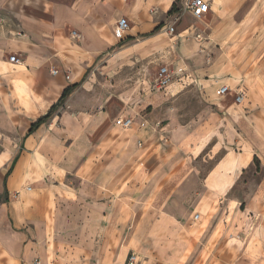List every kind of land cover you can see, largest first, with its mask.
Masks as SVG:
<instances>
[{"label":"crops","instance_id":"0c3cea01","mask_svg":"<svg viewBox=\"0 0 264 264\" xmlns=\"http://www.w3.org/2000/svg\"><path fill=\"white\" fill-rule=\"evenodd\" d=\"M205 1L212 24L222 23L228 0ZM175 2L0 0V264H126L132 252L136 264H264V172L245 205L237 193L255 157L264 166V0H253L252 31L263 104L246 119L234 106L214 108L216 96H226L217 89L230 85L204 87L201 75L212 67L200 65L206 48L196 34L205 30L180 10L170 13ZM121 17L131 25L122 54L173 63L166 89L148 91L114 69L110 76L109 61L98 64L121 41ZM120 61L131 67L133 59ZM74 83L54 116L30 132ZM192 97L199 105L185 115L177 105ZM229 118L233 140L242 136L247 147L204 153L213 139L222 147ZM51 226L73 253L52 246Z\"/></svg>","mask_w":264,"mask_h":264},{"label":"rangeland","instance_id":"374dc122","mask_svg":"<svg viewBox=\"0 0 264 264\" xmlns=\"http://www.w3.org/2000/svg\"><path fill=\"white\" fill-rule=\"evenodd\" d=\"M181 2L182 0L178 1L177 7L180 5L178 11L180 10L185 13V15H187L192 21L201 22L200 25L203 30H205L203 31L205 33L202 32V34L204 35V49H206L204 52H201L202 58L200 65L202 67H212V70L201 75L204 87L215 89L218 83H222L221 81H225L230 85V90L225 97L216 96L215 101L217 102V104L214 105V108L220 107V109H223V107H225L226 105L234 106V109L238 108L242 111V115L246 119V117L251 115L252 112L258 110L257 108L260 104H263V101L257 98V89L253 84V78L257 76L256 72L259 68L257 60L259 51L257 50V46H253V36L255 35H253L252 31L254 28V24H257V19L253 17V0H228L226 9L227 16L222 20V23H218L216 25L212 24L213 16L211 12H209L202 19H196L192 16L188 8H186L185 4L182 5ZM216 12H219L217 8L215 9L214 13ZM212 30H215V33L210 34L211 36L206 33L211 32ZM205 36H208V40ZM129 37L131 36L124 37V39H121V41L118 42L110 51H107L103 55H101L99 57L100 59L98 61V64L102 65L103 63L109 61V66L112 70V72H109L110 76L114 75V69L117 73L121 74L125 79H129L131 82L138 81V83L147 85L148 91L159 90L156 87V78L158 76V71L162 66L168 65V62L165 58L163 59L155 57V53L148 54L146 58H141L139 54H136L134 52L127 53L126 55L122 54V49L125 44L129 42ZM133 42H131L130 44H132ZM124 57L133 59V62H128L131 67H126L123 66V64H119L121 63L120 59H124ZM169 67L171 69L174 68L173 63H169ZM128 69H130V72L128 71ZM124 70L126 71L124 72ZM139 80H142V82H140ZM240 91H243L245 93V99L241 103H238L239 105H235V97ZM198 105L199 102L197 101V99L192 97L186 98L184 101L179 103L177 107L185 115H190V112H192L194 107ZM232 120V118H229V121H225L226 125L224 122L221 124V131L226 135L225 139L223 140L222 147L218 150H215V148L213 147L216 143L213 139L205 147L204 153L217 154L216 158H218L226 152L231 151L240 153L244 151V148L247 147V144L244 142L245 140H242V136H239V138L233 140V135H231V129H233L234 127L236 129V125H234L235 121L233 120L232 122ZM230 121L232 123L231 125H229ZM164 146L167 148V145ZM261 150L262 151L260 153L264 156V147H261ZM216 158H212L210 164H214ZM43 165V162H37L36 169L38 173H43L46 170ZM263 167L264 166L261 161L256 158L255 163L251 167L244 169V173L242 176V180L244 181V183L240 187H238L237 190L239 197L244 201V205L247 203L248 197L251 196V192L254 190L259 180L261 179L264 172ZM53 193L54 191L52 192V197H54ZM214 213H216L214 216L216 217V219H218L220 210L218 209ZM57 229L58 227L51 226V228L49 229L50 231L48 232L51 237L52 246L58 244L57 252L61 254L66 253L69 255L70 253H73L74 250H71L69 248V245H65V247L61 249V244L59 242L60 239H56L55 236H58ZM113 236L115 237V235ZM201 248L202 244L199 242L197 246L196 256L198 255ZM52 253L54 254V250ZM37 260L40 259L37 258ZM71 262H73L72 264H92L87 263L88 261L86 259L81 262V259L79 258L77 260L71 259Z\"/></svg>","mask_w":264,"mask_h":264},{"label":"built area","instance_id":"2783aa9c","mask_svg":"<svg viewBox=\"0 0 264 264\" xmlns=\"http://www.w3.org/2000/svg\"><path fill=\"white\" fill-rule=\"evenodd\" d=\"M186 8L191 12L192 16L196 19H202L204 18L210 11V4L205 1V0H188L185 4ZM131 25L129 22V19L127 17H121L116 25L115 28V35L119 39H124L126 36L127 32L130 30ZM175 27L173 25L169 26V32H174ZM20 34H22L20 32ZM73 34L76 36H79L75 31H73ZM196 38L198 40H203V36L201 34H196ZM203 51V49H202ZM10 60L19 63L21 62V59L17 57L16 55H11ZM175 79L174 71L171 69L169 66H162L159 71H158V76L156 78V87L161 90V89H166ZM230 87L228 85H223L217 89V94L218 95H227L229 92ZM245 93L243 91H240L237 93L235 97V102L236 103H241L244 99ZM117 124L121 125L124 128H129L133 124V119L132 118H127V119H118ZM198 217V216H197ZM137 262V255L132 252L127 259L126 264H136ZM36 264H40V262L37 260Z\"/></svg>","mask_w":264,"mask_h":264},{"label":"trees","instance_id":"16d2710c","mask_svg":"<svg viewBox=\"0 0 264 264\" xmlns=\"http://www.w3.org/2000/svg\"><path fill=\"white\" fill-rule=\"evenodd\" d=\"M178 1H179V0H177V2H178ZM177 2H175V3L173 4V7H172V9L170 10V13H172V12L178 10ZM161 27H162V25H160L158 28H161ZM78 85H79V83H74L73 85H70V86L66 87V88L64 89V91L62 92L61 97H60V99L58 100V102L55 103V104L49 109V111H48L45 115L41 116L40 118L37 119V121H35V122L33 123L30 132H32V131H34L35 129H37V128L41 125V123L50 120V118H52L53 114L56 113V111L58 110L59 106H61V105L65 102V100L68 98V96L71 94V92H72V91H73ZM255 159H256V157H255ZM11 169H12V168H11Z\"/></svg>","mask_w":264,"mask_h":264}]
</instances>
